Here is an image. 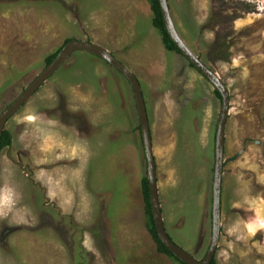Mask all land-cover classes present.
Returning a JSON list of instances; mask_svg holds the SVG:
<instances>
[{
  "label": "rangeland",
  "instance_id": "1",
  "mask_svg": "<svg viewBox=\"0 0 264 264\" xmlns=\"http://www.w3.org/2000/svg\"><path fill=\"white\" fill-rule=\"evenodd\" d=\"M168 3L181 38L228 88L225 152L246 147L223 169L217 264H264V0ZM152 19L147 0H0V114L42 72L47 56L79 39L107 48L137 77L156 150L166 141L160 136L167 120L168 133L186 123L194 134L197 111L183 117L189 102L201 103L206 122L218 121L213 84L165 49ZM208 22L212 29L203 28ZM221 37L230 57L213 61L208 51ZM6 130L12 143L0 150V264H174L146 227L138 109L115 67L74 52ZM191 141L189 154L180 145L175 157L182 220H169L174 210L164 203V226L201 260L211 242L212 192L208 201V194L196 197L205 186V153L196 137ZM191 172L192 204L183 188Z\"/></svg>",
  "mask_w": 264,
  "mask_h": 264
},
{
  "label": "water",
  "instance_id": "2",
  "mask_svg": "<svg viewBox=\"0 0 264 264\" xmlns=\"http://www.w3.org/2000/svg\"><path fill=\"white\" fill-rule=\"evenodd\" d=\"M164 24L171 39L177 45L182 55L208 79L215 89L221 95V110L216 127L215 136V167L212 186V234L211 242L205 256L199 260L192 254L184 250L168 235L160 208L156 163L152 151V141L149 129L146 104L144 101L142 89L137 77L122 64L111 51L97 43L89 40L72 39L65 43L54 60L46 65L42 72L35 80L0 114V140L1 134L6 130L8 120L17 113L21 107L26 104L35 94L39 87L52 76L76 51H85L94 54L120 71L129 81L138 109L141 138L143 143L144 155L146 158L147 180L150 192L151 206L154 214V221L157 233L163 244L179 260L186 264H210L215 258L219 240L221 236V192H222V174L224 169V150H225V129L230 110V94L224 81L199 57L196 55L181 38L175 26L173 17L170 12L168 0H160ZM1 150V146H0Z\"/></svg>",
  "mask_w": 264,
  "mask_h": 264
},
{
  "label": "crops",
  "instance_id": "3",
  "mask_svg": "<svg viewBox=\"0 0 264 264\" xmlns=\"http://www.w3.org/2000/svg\"><path fill=\"white\" fill-rule=\"evenodd\" d=\"M175 72H173L172 70L170 71V73L171 74L173 73V75L175 74ZM176 75L178 74L176 73ZM184 87L185 86H182L180 88L183 89ZM191 108L197 111L194 113L191 112L192 116L190 117V122L193 124L192 126H194V131H195L194 134L192 135V129L191 127H188L186 123H184L182 128H179V123H178L177 124L178 126L176 128H179V130L175 128L174 132L168 133L167 132L168 126L169 124L172 125V122L167 120V122L163 123L165 134H161L160 136V137L165 136L166 141L163 142L162 140L160 142V147H159L160 151L156 150L158 147V144L153 139V131L149 125L151 141H152V151H153V156H154L155 163H156L158 198H159L160 208L162 212L163 222L167 220L166 214H165L166 209L164 207L165 204L166 206L171 208L170 210L171 212L172 210H174V214H173L174 217H172L171 219L168 218L169 220H173V222H175L176 219H179V218H181L182 220V216L178 217V214L181 213L183 209L182 204L184 203L181 202L180 204V200H179L178 191H179V188L181 187V178H179L178 163H176L175 157L177 155V151L180 145H182V148L186 152V154L187 155L189 154L190 146L195 145L194 141H191V139L194 137L197 138V145L199 147H202L205 153L204 163L199 171V174L201 175V177L203 178L205 182V186L201 192L196 194V197L198 196L200 199H202L203 195H205V198H206V194H208L206 198V201H208L210 197L209 194H211L212 192L214 167H215V136H216V127H217L218 121H216L214 118L211 120L210 123L206 122L205 116L202 117L201 103H198L197 101L191 102V103L189 102L186 105L184 109L185 111H184L183 117L187 113L188 111L187 109L192 110ZM227 141H228V130L226 128L225 149L227 147ZM245 142H247L246 139H245ZM244 150H246V147H243V148L239 147L233 153H228V154L224 150V160H225L224 165L227 162L233 161L237 157L241 156ZM156 151L158 152V154L156 153ZM225 154H226V158H225ZM234 163H236V161ZM239 163H241V161ZM207 169L209 170V173L206 176ZM231 169L232 168H227L228 171H230ZM192 180H193V172H191V175L189 177V183L183 186L184 190L186 191V196L188 198L191 197L190 204H192L193 202L192 199L195 196V191L193 190V187H192L193 185ZM222 182H223V175H222ZM221 197H222V192H221ZM177 224L178 223L176 222V227H175L176 229H178Z\"/></svg>",
  "mask_w": 264,
  "mask_h": 264
},
{
  "label": "trees",
  "instance_id": "4",
  "mask_svg": "<svg viewBox=\"0 0 264 264\" xmlns=\"http://www.w3.org/2000/svg\"><path fill=\"white\" fill-rule=\"evenodd\" d=\"M147 1L153 13L152 25L159 32L164 47L168 51H173V52H176L182 55L181 51L179 50L177 45L174 43V41L171 39L170 35L168 34L166 30L164 20H163L160 0H147ZM237 18L238 17H234L232 18V20H235ZM212 26H213V23L208 22L204 25L203 28L212 29L213 28ZM70 40L72 39H68L65 43H67ZM224 40L225 39L223 37L217 38L215 43L209 48V51H208L209 59L213 58V61L215 60L228 61L229 60L230 53L228 52V46L227 45L225 46ZM61 49L62 48L58 49L57 51H55L54 53L46 57L45 59L46 65L50 64L54 60V58L57 56V54L60 52ZM214 57L216 58L214 59ZM189 64L191 67L195 68L192 63L189 62ZM198 72L201 74L200 71ZM214 93L221 100V95L218 92V90L215 88H214ZM11 143H12V139H11L10 132L8 130H4L1 134V140H0L1 149L10 146ZM141 191H142L143 204H144V210H145V216H146V227H147V230L152 240L154 241L156 245L157 251L161 254L168 256L174 264H186L182 262L181 260H179L176 256H174V254L163 244V242L161 241L157 233V230L155 227V221H154V214H153V210L151 206L148 180L146 176L142 178ZM210 264H217L216 258H214Z\"/></svg>",
  "mask_w": 264,
  "mask_h": 264
}]
</instances>
